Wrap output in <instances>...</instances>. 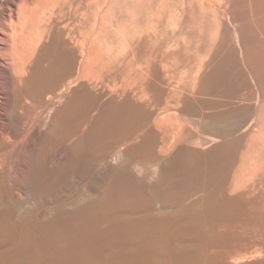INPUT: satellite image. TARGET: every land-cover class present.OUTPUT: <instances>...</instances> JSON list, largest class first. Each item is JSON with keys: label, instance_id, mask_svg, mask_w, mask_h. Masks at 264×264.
I'll use <instances>...</instances> for the list:
<instances>
[{"label": "rangeland", "instance_id": "374dc122", "mask_svg": "<svg viewBox=\"0 0 264 264\" xmlns=\"http://www.w3.org/2000/svg\"><path fill=\"white\" fill-rule=\"evenodd\" d=\"M117 26L118 25L116 23H114V24L111 23V27L109 26L110 32H111V34L114 33L113 37H115L116 41H114L115 39L113 37L112 38L109 37L108 34H107V37L104 39L105 44H108V43L113 44L112 46H114L113 47L114 52L112 51V53L113 54L115 53V55H113L112 57L110 56L112 54L111 51L109 52L110 55L108 53L102 54L103 56L108 57L106 59H107V61L108 60L109 61L106 63L110 62L109 64L111 65V67H110V65L107 64L108 66H106V70L104 69L106 63L101 61V60L106 61V59H105V57L103 58V56L101 58V54L99 55V58H101V59H100V62L98 64H97V62L99 61V58L97 56H96L97 59L95 56H94L95 58L93 57V59H92V56L90 57L89 55L88 56L84 55V54L82 55L79 53V51L77 53H73V55H69V56L63 55L62 53L58 52V54H59L58 56L60 57L59 60L58 59L56 60V58H59L58 56L52 57L51 62H52L53 66L52 65L51 66L53 68L54 67L55 68L49 70V75L51 76V78H52V76L55 77V75L57 74V71L59 72V74L63 71L64 72L67 71L68 73H70L69 72V69H70V71H72V73H70L69 76H67L68 74L66 72V76L63 79V80H65L67 85L64 84L65 82L63 80L59 81L56 84L57 87L55 86V88H57V89H55V90H57L56 91L57 94L55 97L58 100L57 101L55 99L53 100L54 105L49 106L51 108H49L48 104H47V102H49V100L51 99V98H47L50 95L49 94L50 89L48 87L49 83L51 85L50 79L43 80L42 84L45 85L44 89L46 90L45 95L46 94H48V95H46V99H43V101L39 104V106L41 108L39 106H37V110L35 108H33V113H32V110H30L29 113L25 112L26 113L25 114V113H20V111L12 109L10 106L12 96L9 95V96L5 97L3 94L0 93V134L2 137V138L0 137V148H3L4 150L8 151V162L6 163V165L3 168L0 165V182H4V184H5V190H4L3 194L0 193V230H2L0 232V234H1L0 235V260L1 259H5V260H2L3 262H0V264H4L7 261H8L7 264H10L11 260H12V262L13 261L15 262L12 264H62V263L63 264H109L110 261H111V264H154V263L155 264H170V262H171V264H173V263H175V264H209V263H211V264H226V263L227 264H264V251H259V252L255 251L257 249V248L255 249V247H261V245L259 246V244L257 245V243L261 242L260 244H264V242H263L264 239H260V238L264 237V188L262 187V186H264V180H263V178H261L262 175L264 174V171H261V173H259V174H262L261 176L258 175L260 164H261L260 165L261 169L264 170V167H262V165L264 163L261 162L264 160V157H261V155L264 156V154H263L264 153V151H263L264 147H261V148L260 147H238V148L237 147H218V145L221 143V141H217V142L213 143L215 146L212 144L210 146L198 147V146L194 145L192 142H189V143L183 142V143H178V145H176L174 148L171 147L172 150L170 148V150H168V151L167 150L162 151L158 147L159 151L155 150V149L154 150L156 152L154 150L150 151L152 153V155L155 153L152 156V158L153 157L155 158V155L158 153V156L156 155L157 157L154 160L151 158V155H150L151 153L146 151V149L144 147L143 148L142 147H136V145L141 146L143 144L144 138L147 135L151 134L152 131H154V130L159 131V128L156 127L153 118H152L153 120L149 119V121L147 123V121L142 120V118H140L141 119L140 120L139 116L142 114L141 113L142 110H143L142 112L144 113V111H145L144 106L147 108V110H149V109L152 110V107L155 104H157V102H158V104L153 107V110L156 111L157 110L156 108L159 107L162 103V97L160 98V96H162V88H161L162 83H159V79L156 78V76H158L160 78L161 75L159 74V72L161 71V69L160 70H158V69L154 70V67L153 68H151V66L149 67V65L146 62V55H141V60H140L139 57H138V59L135 58L134 56L131 57L133 55L132 53L125 52L127 50H125V47H122V46H124V44L126 42V40H125L126 36L122 30L119 33V28ZM115 27H117L116 28L117 31L115 30ZM114 30H115V32H113ZM115 33H116V35L117 34L118 35L120 34V35L115 36ZM121 34H123V36ZM76 35L79 36L78 32H76ZM121 36L124 38H122ZM119 39L120 40L123 39V41H119ZM120 43L123 45H121ZM73 46L75 47V50L78 49V46H76V44ZM115 46H117V47H115ZM116 48H118V49L115 50ZM116 53L119 54L120 57H121V53H124V55L127 53L128 54L127 57L130 56L131 59L132 58L136 59L133 61L134 63L132 62L133 63L132 65H134V66L133 67L130 66L132 69L130 67L129 68H130V70L134 71L133 68L135 67V63L137 62L136 64L139 66V67L137 66L138 71L135 70L134 72H132V71H129L127 69L128 70V73H127V70L125 71L126 68H124V67L125 66L127 67L128 65L127 64L122 65L123 60H124V63H126L127 61H129L131 59L128 58V60H127V57H126L125 58L127 60L126 61L124 59L123 54H122L123 58L122 57H121L122 59L120 58L122 61V64L121 63L119 64V62H121V61H119L120 59H117L118 55L116 57ZM129 53H130V55H129ZM107 54H108V56H107ZM71 56L73 59L71 58ZM66 57H68V60L66 62H64L67 59ZM69 57H70V60L74 61V62L71 63L69 60ZM77 57L79 59V62H76ZM86 57H90L88 60L89 63L87 60H86V62H84L85 59H87ZM114 57H116L117 61H115L116 59ZM53 59H54V61H53ZM94 59H96L97 62H95L96 60L94 61ZM92 61H93V63H91ZM138 61L141 63L138 64ZM55 62H57V65ZM67 62H69L70 65L67 68L63 67ZM82 62L86 66H81ZM112 62L113 63L117 62V63L114 65ZM103 63H105V64L103 65ZM62 64H63V66H59ZM89 64L91 66L93 64V68L90 67ZM100 64H101V66H99ZM112 65H113V67H112ZM116 65H118V66H116ZM120 65H122L123 67ZM142 65H144V66H142ZM71 66L73 69H76V70H72V68H69ZM101 67H103V68H101ZM107 67H108V69H107ZM121 67L123 70L120 69ZM109 68L110 69L113 68V69L110 71ZM144 68H145V70L147 69V71H148L147 72L144 70L145 72H147V74L145 73V75L146 76L149 75L151 78L149 76H148L149 79H147L148 77H146V76L144 77V74H143L144 71L142 73V70ZM55 69L57 71H55ZM85 69L90 70V71H86V73H85ZM96 69H98V70H96ZM118 69H119V71H118ZM104 70H105V72L103 73ZM140 70H141V75H139ZM149 70H151V71H149ZM79 71H80V73H79ZM98 71L102 72L103 74L102 73L99 74ZM97 72L100 76L97 74ZM110 72H112V73H110ZM129 72H131V75ZM105 73H106L107 77L105 76ZM125 73H126V75H128V74L129 75L126 76ZM132 73H133V75H132ZM134 73L136 75H134ZM95 74H97L98 78H97V76L95 77ZM44 75L45 76L48 75L47 70L45 71ZM101 75H103V76H101ZM162 75H163V73H162ZM124 76H125V78H127V77L128 78L125 79ZM133 76L135 78H133ZM99 77H101V79H99ZM105 77H106V79H105ZM129 78H131L132 80ZM66 80L68 81V83ZM156 80H158V82H155ZM162 80H163V78L161 76L160 82H162ZM48 81H50V82H48ZM122 81H124V82H122ZM46 82L48 84H46ZM60 83L64 84V86L66 85L67 87L65 86L66 88L64 89V86H63V88L61 90L62 85ZM46 85H47V88H46ZM144 86H147L149 89H152V90H149L147 87H144ZM69 87H71V88H69ZM81 87L82 88L84 87L83 89H86V91L89 95V96L87 95V98L84 99L85 101L84 100H81V101L76 100L77 94L81 95V93H79V91L82 89ZM137 87H139V89ZM5 88H4V90L9 91L7 89V87H5ZM58 88H60L59 90L61 92H64V93L63 94L60 93L58 91ZM78 88H79V90H78ZM69 89H70V91H69ZM156 89H157V91H156ZM75 92H77V93L75 94ZM156 92H158L156 94V96L154 95L155 97H152L151 95H153ZM6 93H8V92H6ZM60 94H61V96H60ZM73 94H74V96H72ZM159 94H160V96H159ZM64 95L65 96L67 95V96L65 97ZM148 95H150L149 98H147ZM100 96H102V97H100ZM108 96H109V98H107ZM157 96H159L158 100L156 98ZM95 97H96V99H95ZM116 98H117V100H116ZM105 100H106V102H105ZM152 100H153V102H152ZM28 101H29V99H27V102ZM118 101H119V103H118ZM126 101L127 102H129V101L133 102L131 108H134L137 113H134L132 111V109H130V112H127L128 111L127 109H125L126 111L125 110L119 111V109L121 110L122 108L125 107V105L126 106L131 105L130 103L126 104L127 103ZM150 101H151V103H150ZM68 102L72 103V105H74L73 108L71 107L72 106L71 104H68ZM78 102H81V103H78ZM82 102H84V104ZM124 102H125V104H124ZM62 103H64V104H62ZM120 103L124 106H122ZM42 104H43V106H42ZM66 105L68 108L67 111H69V112H67L68 114H67L66 120H64L65 117H64V119L62 118L63 115H59L62 118L61 119L59 117L61 121H59V119L57 117L55 119L54 116L58 115L59 112L62 114L63 113L62 110L66 107ZM76 105L81 106V107L77 106L78 109L77 108L75 109ZM138 105L140 106V111L138 110L139 109V107H137ZM141 105H143V106H141ZM82 106L87 111V113L85 112V110L81 109ZM108 106H109V108H108ZM111 107L112 108L115 107L114 109H115V112L117 114H115L114 109H112ZM79 108H80V110H79ZM103 108H105V109H103ZM107 109L109 111L108 114L113 112V113H111L113 115H111V114H110L111 116L107 115V112H108V111L106 112ZM109 109L113 110V111L110 112ZM75 110L77 112H80V114L77 115V112L75 113ZM207 111H209V109ZM83 112H85L86 115ZM103 112H105L104 115H103ZM119 112L121 114H123L122 112H124L123 115H125L126 112L128 114L132 113L133 115H130V118L132 117L131 119H133V120H131L129 118V116L127 115V121H130V123L133 121V124L132 123L129 124V122L126 121V116H125V119H123L124 118L123 115L122 116L120 115L118 118L117 116L120 114ZM157 112H159V111H157ZM81 113H83V114H81ZM70 114H72V115L70 116ZM74 114H76V116L78 118L77 120H76V118H75L76 116ZM80 115L82 118L80 117ZM28 116H29V119L27 118ZM32 116H33V118H32ZM45 116L47 117V119L48 118L50 119V129L47 128L46 133L42 136V138L47 142V146H46V142L44 143L45 144L44 150L45 149L46 150H45V152L43 151L44 152L43 157L45 156L44 158H46L47 162H46L45 170L43 171V173L38 178L39 180L37 181L38 182V184H37V182L31 183V181H29V179L26 178V176L24 175L23 167L26 164H28V162L30 164V157L28 154V147H30V143L26 142L27 141L26 138H25V140L23 139L22 141H20L18 143L16 142L17 144L13 140H14V136L19 135L20 133L24 134V132H25L24 130L26 128L29 129V127L32 123H34L35 121L36 122L41 121ZM68 116H70V117L68 118ZM113 116H115V118ZM133 116L135 119L133 118ZM83 117L84 118L86 117V118L84 119ZM105 117H107L106 118L107 122L108 121H109V123L112 122V125H110L106 122ZM121 117L124 121L121 119ZM30 118L33 121L31 123H30V121H31ZM98 118L101 121H99ZM108 118H109V120H108ZM113 118L115 119V121L113 120ZM27 119L29 120V122ZM53 119L55 121H53ZM80 119H82V120H80ZM96 119H97V121H96ZM103 119H105L106 123L103 121ZM75 120L77 123L75 122ZM56 121L59 123L51 124V123L56 122ZM71 121H73V123ZM120 121H122V122H120ZM64 122H67V125H66L67 127H65V128L61 127V124ZM100 122L101 123L103 122L102 125L103 124L105 125L106 131H109V132L113 131L112 133L108 132L110 134V136L112 134L115 135V133L117 135L119 133V131L122 132L121 136H120L121 138L119 139L120 141H116L117 143L114 142V144H116L118 146L120 145L119 147L116 145H114L116 148L114 146L112 147L113 143L108 144L109 141H104L107 143L106 144L101 140V138H103L102 133L105 132V134H106V131H104V128L99 127V126H101V125H99V124H101ZM113 122L117 123V125L114 124ZM119 122L123 123L121 125V128H122V126L128 127L126 129H125V127H123V128L126 131L129 130V131H127L129 133H127V132L124 133L123 128H122V131H121V128H118V127H120ZM125 122H127V125L129 124V126H126ZM134 122L136 124H134ZM142 122H143V125H142ZM24 123L29 124V126L24 124ZM96 124H98V125H96ZM113 124L116 126V127L114 126V128L115 129L117 128V130L112 129ZM24 125H26L27 127ZM68 125H71V126L69 127ZM106 125H108L109 127L111 126V128H109ZM133 125H135V126H133ZM54 126H55V128H54ZM96 126H98L99 128ZM90 128H93V129H90ZM97 128L99 129V132L101 134L100 133L98 134ZM28 129H26V130L28 131ZM51 129H52V131H51ZM130 129H131V132H130ZM197 129L199 130V128H196L195 132L199 133L200 130L197 131ZM49 130H50V132L48 133ZM65 130L68 131L67 143H63V140L66 138L65 137L66 135L60 136V133H63ZM133 130H135L136 132ZM22 131H24V132H22ZM56 132H58V133H56ZM55 133H56V136H54ZM87 133H88V135H87ZM94 133H97L99 135V137L97 134H94ZM108 133L105 136L106 138H108ZM48 134H49V136H48ZM57 134H59L58 135L59 137L57 136ZM45 135H47V136H45ZM95 135H97V137H95ZM128 135H130V136H128ZM62 137H65V138H62ZM5 138H7V140ZM9 138H11L13 142H11V140H8ZM96 138H100V139H96ZM122 138H125V140L127 142L125 143V140L124 139L122 140ZM96 140H97V142H98V140L99 141L101 140V144H100V142L99 143L95 142ZM104 140H105V138H104ZM6 141L7 142L10 141V142L7 143ZM81 141H82V143H81ZM139 141H140V143H139ZM73 142L76 144H74ZM95 143L99 144V146L102 144L103 145L106 144L108 148H111V150L110 149L107 150L106 145L104 148H102L103 145L99 147ZM9 144H13V145L10 146ZM192 144L194 147L192 146ZM93 145H96V146L94 147ZM109 145H111V147H109ZM141 148L145 149L146 152L143 150L144 154L140 153L142 151ZM100 149L102 152L100 151ZM117 149L118 150L121 149L122 151L127 150V149L128 150L132 149V153L133 154L135 153L136 156H138V154H140L138 156V159L136 157V159H137L136 165L134 167L133 166L128 167L126 165V163H122V162L118 163V161L116 162L113 159H111L112 155H114V153L117 152ZM231 149H233V150H231ZM47 150H49V151H47ZM64 151H66L67 156H65L66 154ZM259 151H261V152L259 153ZM160 152H161V154H159ZM244 152L246 153L247 156L244 154ZM98 153H100V155ZM179 153L181 156L179 155ZM235 154H236V156H235ZM62 155L67 157L68 159L62 157ZM86 155H89V156L86 157ZM92 155H93V157H90ZM160 155H161L162 159H160V157H159ZM24 156H26V157H24ZM255 158L256 159L259 158L258 160H261V159H263V160H261V161L257 160L256 161ZM159 159H160V161L162 160L161 161L162 163L159 161ZM163 160H164V162H163ZM249 160H251V161H249ZM205 161H207V162H205ZM158 162H159V164L161 163L160 166L162 168L167 165L168 173L166 175H162L161 171H158L159 170L158 169ZM259 162H260V164H257ZM116 163H118V164L116 165ZM23 164H25V165H23ZM249 164H251L252 168H250ZM218 165H219V167H218ZM235 165H237L238 167L237 166L235 167ZM253 166H255V167L257 166L258 169L254 168ZM116 168H117V170H116ZM199 168H200V171H199ZM236 168H238V169H236ZM216 169H218V170H216ZM250 170L255 172V174H253L254 172H251L252 173L251 176L254 175L251 178L249 177L250 176V173H249ZM230 171H231V173H230ZM169 173L171 175H169ZM243 174H244V176H243ZM107 175H109V178ZM230 175H231V177H230ZM206 176H207V178H206ZM229 177H230V180L228 181ZM205 178H206V181H204ZM239 178H242V179H239ZM210 180H212V182H210ZM251 180H253V181H251ZM199 181L201 184L199 183ZM207 181L210 182V184L207 185L206 184V183H208ZM239 181H240V183H239ZM39 182H40V184H39ZM130 182H131V184H130ZM202 182H203V184H202ZM258 183H260V184L258 185ZM177 184H178V187H177ZM231 184H232V187H230ZM237 184H238V186H237ZM211 186H214V187L216 186V187L215 188L213 187L214 188L213 189ZM217 186H218V189H217ZM234 186H237V187H235V190H234ZM239 187H240V189H239ZM258 187L259 188L261 187L260 188L261 190ZM187 188H190V189H187ZM202 188H203V190H202ZM252 188H254V189H252ZM120 189H121V191H120ZM200 189L202 190V192ZM215 189H216V192L214 191ZM250 189H251V191H250ZM83 190H85V191H83ZM220 190H222V191L220 192ZM211 191H214V192L211 193ZM207 192H209V193H207ZM121 193L122 194L124 193V195L120 196ZM188 193L190 196L188 195ZM102 194L104 195L103 197H102ZM171 194H173V195H171ZM198 194H199V196H198ZM192 196H195V197H192ZM209 196L212 198H210ZM117 197H119L118 198L119 200L117 199ZM138 197H139V199H138ZM204 198H206V199H204ZM227 199L229 201H227ZM201 200H202V202H201ZM210 200H212V202ZM220 200H222V201H220ZM196 201H198V202H196ZM207 202H209V203H207ZM214 202H215V204H214ZM197 203L198 204L201 203L203 205L199 204L198 206H195V205H197ZM91 204H93V205H91ZM134 204L135 205L138 204V205L135 206ZM207 204H208V207L206 206ZM220 204H221V206H220ZM100 205H101V207H100ZM123 206H126V207H123ZM131 206H133V207H131ZM193 206H195V208L197 210H195V208ZM201 206H203L204 209L201 208ZM226 206H228L230 208H227ZM135 207H137V208H135ZM178 207L179 208L181 207V208L179 209ZM206 207H207V209H206ZM216 207H217V210L214 209ZM199 208H200V210L198 211ZM127 209H129L130 211ZM228 209H229V211H228ZM107 210H110V211H107ZM195 211H196V213H195ZM201 211H203V213ZM211 211H214V212H211ZM207 212L209 213V215ZM215 212H217V213H215ZM187 213L188 214L190 213L191 217L193 216L192 217L193 220L191 219V221H188L191 217L188 216ZM9 215H10V217H9ZM186 215L188 216L187 220H185L186 218L183 219L184 217H186ZM211 215H213L212 218L209 217ZM196 216H198V217H196ZM147 217H149V219L154 218V219L159 220V221L152 220L153 224H151L152 222L149 223L151 220L150 221L145 220ZM164 218L167 219V221L169 223L168 222L161 223V221L164 220ZM196 218H198V219H196ZM171 219L173 221H171ZM219 219H221V220H219ZM205 220H209V221L207 222ZM143 221H145V222H143ZM146 221H148V223ZM184 221H185V223H184ZM210 221H211V223H210L211 225L209 224ZM206 222L208 223V225ZM114 224H116V225H114ZM129 225H131V226H129ZM125 226H127V227H125ZM158 227L159 228L161 227V228L158 229ZM21 228H23V229H21ZM125 229H127V230H125ZM132 229H135L136 231L135 230L133 231ZM128 230H130V231H128ZM142 231H143V233H142ZM171 231H173V232H171ZM71 232H72V236H71ZM82 232H83V234H82ZM114 232H117V233H114ZM161 232H163V233L161 234ZM165 232L166 233L168 232L167 233L168 235ZM200 232L202 233L201 235H200ZM124 233H126V234H124ZM261 234H262V236H261ZM252 235H253V237H252ZM151 237H154L157 240L153 239V238L151 240ZM109 238H110V240H109ZM220 238H222V239H220ZM195 239H197L198 241ZM216 240L217 241L219 240V241L217 242ZM115 241L117 244H115ZM129 241L130 242L132 241V242L130 243ZM257 241H259V242H257ZM125 242L126 243L129 242V244H126ZM219 242H220V244H219ZM55 245H57V246H55ZM116 245H118V247ZM110 246H111V249H109ZM263 246L264 245H262V247ZM27 249H29L30 252ZM124 249H125V251H124ZM24 250H25V252H24ZM126 250H128V252ZM146 250H149V251H146ZM222 250L224 251V253ZM253 251L255 253H252ZM260 252L262 253V255ZM216 253H217V255H216ZM219 253H220V255H219ZM18 254H19V257H17ZM38 254H40V255H38ZM228 254H229V256H227ZM15 255H17V256L15 257ZM11 256H13L14 258ZM83 256H85V257H83ZM90 256H92V257H90ZM9 257H10V259H9ZM220 257H221V259H220ZM49 258L53 259V260L51 261ZM168 258H170V259H168ZM64 259H66V260H64ZM103 260H105V261H103ZM66 261L67 262L69 261V262L67 263ZM76 261H77V263H76ZM212 261L214 263H212Z\"/></svg>", "mask_w": 264, "mask_h": 264}, {"label": "bare ground", "instance_id": "6f19581e", "mask_svg": "<svg viewBox=\"0 0 264 264\" xmlns=\"http://www.w3.org/2000/svg\"><path fill=\"white\" fill-rule=\"evenodd\" d=\"M111 23H113V24L116 23L118 25L117 27L119 28V33L122 30L126 36L125 37L126 42H125L124 46H122V47H125V50H127L125 52L132 53L133 55L131 57L134 56L137 59L139 57L140 60H141V55H146V62L149 65V67L150 66H151V68L154 67V70L155 69H158V70L161 69V71H162V72L161 71L159 72V74L163 78L162 82H160L161 76H160V78L158 76H156V78L159 79V83H162V85H161L162 96H160V94H159L160 98L162 97L161 105L156 108L157 109L156 111L153 110V107L155 105H157L158 102L154 106L152 105L153 107L151 106L152 110H150V109L147 110V108L144 106V108H145L144 113L142 112L143 111L142 110L141 111L142 114L140 116L138 115L139 119L142 118V120H146L147 123H148L149 119L153 118L156 127L159 128V131H156V130L152 131L151 134L147 135L144 138L143 144L141 146L136 145V147H142V148L144 147L146 149V151H148V152H150L154 149L159 151L158 147L162 151L163 150L168 151V150H170L171 147L174 148L176 145H178V143L192 142L194 145H196L198 147H204V146H210L217 141H221L220 144L218 143L219 144L218 147H237V148L238 147H260V148L264 147V0H0V93L3 94L5 97L9 96V95L12 96L11 105H10L11 108L14 110L20 111V113H25V112L29 113L30 110H32V113H33V108H35L37 110V106H39V104L43 101V99H46V95H48V94L45 95V91H46L44 89L45 85L42 84L43 80H46V79L51 80V85L49 83V86H48L50 89L49 90L50 95H49V97H47V98H51V99L49 100V102H47V104H48V107L53 106L54 105L53 100L54 99L56 101L58 100L55 97L57 94V92H56L57 90H55L57 88H55V86L59 81H62L64 79L67 71H65V72L63 71L59 74V72L56 70L57 69L56 68L55 71H57V74L55 75V77L52 76V78H51V76L49 75V70L55 68V67L54 68L52 67L53 66L52 62H51L52 57L53 56L57 57L59 55L58 52L62 53L63 55L69 56V55H73V53H77L79 51L80 54H82V55L84 54L87 56L89 55L90 57L92 56V59H93L94 56L95 57L97 56L99 58L100 54H101V58H102V56H103L102 54H106V53L109 54L110 51L112 53L113 47H114V46H112L113 44L112 43L111 44H109V43L105 44V42H104L105 41L104 39L107 37V34L111 38L114 35V33L111 34V32H110ZM117 27H115V30ZM115 30L113 32H115ZM76 32H78L79 36L76 35ZM116 33H115V36L118 35V34L116 35ZM121 35L123 36V34H121ZM113 38L115 39V37H113ZM122 38H124V37H122ZM114 41H116V39ZM119 41H123V39H121V40L119 39ZM75 44H76V46H78L77 50H75V47L73 46ZM121 45H123V44H121ZM115 47H117V46H115ZM117 49L118 48H116L115 50H117ZM124 53H121V57L123 54L124 59H125L128 54L126 53L125 54L126 56H125ZM130 53H129V55H130ZM108 54H107V56H108ZM113 55H115V53L114 54L112 53L110 56L112 57ZM117 55L119 58L117 57ZM90 57H86L87 59H85L84 62H86V60L88 61ZM97 57H96V59H97ZM104 57H105V59L108 58L106 56H103V58ZM116 57H117V59L121 58L119 56V54H117V53H116ZM116 57H114V58L116 59ZM131 57L128 56L127 60H128V58L131 59ZM66 58L67 59L64 62H66L68 60V57H66ZM71 58H72V56H71ZM101 58H99L98 62L96 59H94V61L96 60L95 62H97V64H98L100 62ZM54 59H53V61H54ZM57 59L59 60L60 57L56 58V60ZM117 59L115 61H117ZM121 59L119 61H121ZM132 59L129 61H127L125 59L127 61L126 63H124V60H123V64H122V61L121 62L118 61V62H119V64L121 63L122 65H124V64L128 65L127 67L126 66L124 67V68H126L125 71L127 69L129 71H132V70H130V68H131L130 66L133 67L134 66V65H132L134 63L133 61L136 60V59H133V60ZM69 60H70V57H69ZM101 61L106 63L109 60L107 61V59H106V61H103V60H101ZM70 62L72 63L74 61L70 60ZM76 62H79L78 57H77ZM55 63L57 65V62H55ZM88 63H89V61H88ZM91 63H93V61ZM105 63H103V65ZM109 63H106L105 68H104L105 70H106V66L110 65ZM116 63H113V64L115 65ZM136 63H135V67L133 68L134 71L135 70L138 71L137 68L139 66ZM140 63L141 62L138 61V64H140ZM69 65H70V63L67 62L64 66H63V64L59 65V66H63V67L67 68ZM122 65H120V66H122ZM81 66H86V65H84L82 62ZM99 66H101V64ZM116 66H118V65H116ZM142 66H144V65H142ZM90 67L93 68V64H92V66L90 65ZM110 67H111V65H110ZM112 67H113V65H112ZM122 67L120 68L121 70H123ZM69 68H72V66ZM101 68H103V67H101ZM107 69H108V67H107ZM112 69H110V71ZM46 70H47V74H48L47 76L44 75ZM72 70H76V69L72 68ZM96 70H98V69H96ZM105 70L103 71V73L105 72ZM128 70H127V73H128ZM144 70H145V68L142 70V73ZM80 71H79V73H80ZM86 71H90V70L85 69V73H86ZM118 71H119V69H118ZM134 71H132V72H134ZM145 71H147V69ZM145 71L143 73L144 77L146 76L145 73L147 74V72H148V71L147 72H145ZM149 71H151V70H149ZM69 72L72 73V71H70V69H69ZM98 72H97V74H98ZM70 73L67 72V74H68L67 76H69ZM101 73L102 72H99V74H101ZM110 73H112V72H110ZM129 73L131 75V72H129ZM135 73H134V75H136ZM162 73H163V75H162ZM97 74H95V77L97 76ZM125 75H126V73H125ZM128 75H126V76H128ZM132 75H133V73H132ZM139 75H141V70H140ZM101 76H103V75H101ZM105 76H106V73H105ZM148 76H146V77H148ZM106 77H105V79H106ZM149 77L147 79H149ZM97 78H98V76H97ZM124 78H125V76H124ZM127 78H125V79H127ZM133 78H135V77L133 76ZM99 79H101V77H99ZM129 79H131V78H129ZM63 81L65 82V80H63ZM48 82H50V81H48ZM122 82H124V81H122ZM155 82H158V80H156ZM67 83H68V81H67ZM46 84H48V83L46 82ZM64 84H66V82ZM64 84H61L62 85L61 90H62ZM65 86H64V89L67 87V86L66 87ZM5 87H7V89L9 91L4 90ZM139 87H137V88L139 89ZM144 87H147V86H144ZM46 88H47V85H46ZM69 88H71V87H69ZM59 89L60 88H58V91L63 94L64 92H61ZM82 89L79 91V93H81V95L77 94L76 100H78V101H81V100H84L85 98H87L88 93H87L86 89H83V90ZM78 90H79V88H78ZM149 90H152V89H149ZM69 91H70V89H69ZM156 91H157V89H156ZM6 92H8V93H6ZM76 93L77 92H75V94ZM157 93L158 92L154 93L151 96L155 97ZM60 96H61V94H60ZM72 96H74V94ZM149 96L150 95H148L147 98H149ZM159 96L156 97L157 100H158ZM96 97H95V99H96ZM100 97H102V96H100ZM107 98H109V96ZM27 99H29L28 102H27ZM106 100H105V102H106ZM116 100H117V98H116ZM152 102H153V100H152ZM78 103H81V102H78ZM82 103L84 104V102H82ZM118 103H119V101H118ZM128 103H130L131 105H127V106L125 105V107L122 108L121 110L119 109V111H122V110L124 111L125 109H127L128 110L127 112H130V109H132V111L134 113H137L134 108H131L133 102L129 101L126 104H128ZM150 103H151V101H150ZM62 104H64V103H62ZM68 104L72 105V103H69V102H68ZM124 104H125V102H124ZM42 106H43V104H42ZM73 106L74 105H72L71 107L73 108ZM77 106L78 105H76L75 109L77 108ZM122 106H124V105H122ZM141 106H143V105H141ZM78 107H81V106H78ZM137 107H139V109ZM137 107L136 108L140 111V106L138 105ZM49 108H51V107H49ZM108 108H109V106H108ZM114 108L115 107H113L112 109H114ZM67 109L68 108L66 105V107L63 110L61 109L63 112L62 114L58 111L59 114L57 113L58 115L54 116L55 119L57 117L59 119V121H61L60 120L61 116H59V115H63L62 118L64 119V117H65L64 120H66L67 114H68L67 112H69V111H67ZM81 109L85 110L83 108V106ZM103 109H105V108H103ZM208 109H209V111H207ZM79 110H80V108H79ZM107 111H108V109L106 110V112ZM111 111H113V110H110V112ZM157 111H159V112H157ZM76 112L77 111L75 110V113ZM85 112L87 113L86 110H85ZM85 112H83V113L85 114ZM114 112H115V109H114ZM127 112L125 115H123L124 112H122L123 114H121L119 112L120 114L117 117L119 118L120 115L121 116L123 115L124 116L123 119H125V116H126V121H127V115L130 118V115L134 114L133 112H132L133 114L132 113L128 114ZM83 113H81V114H83ZM108 113H109V111L107 112V115H110L113 112H111L110 114H108ZM78 114H80V112H77V115ZM104 114H105V112H103V115ZM115 114H117V113L115 112ZM71 115L72 114H70V116ZM74 115L76 116V114H74ZM111 115H113V114H111ZM70 116H68V118ZM45 117L39 122L35 121L34 123H32L30 125L29 129L26 128V129H28V131L24 128L25 132L22 131V132H24V134L20 133L21 135L20 134L19 135L15 134L16 136L13 135L14 136L13 141L15 143L16 142L18 143V142L22 141L23 139L25 140V138L27 139L26 142L30 143V147H28L30 164H29V162L26 165L23 164V165H25L23 167V169H24V175L26 176V178L29 179V181H31V183H35L39 180L38 179L39 176L43 173V171L45 170V167H46L47 161H46V158H44L45 156L43 157V154L46 150V149L44 150V148H45L44 143L46 141L42 138V136L46 133L47 128L50 129V119L49 118L47 119V117L46 118ZM80 117H81V115H80ZM113 117L115 118V116H113ZM27 118L29 119V116ZM32 118H33V116H32ZM75 118H76V120L78 119L77 116ZM106 118L107 117H105V119ZM114 118H113V120L115 121ZM133 118H134V116H133ZM105 119H103L104 122H105ZM121 119H122V117H121ZM76 120H75V122H76ZM80 120H82V119H80ZM108 120H109V118H108ZM131 120H133V119H131ZM53 121H55V120L53 119ZM96 121H97V119H96ZM99 121H101V120L99 119ZM28 122H29V120H28ZM31 122H33L32 119H31L30 123ZM67 122L62 123L61 127H64V128L67 127L66 126ZM71 122L73 123V121H71ZM106 122H107V119H106ZM120 122H122V121H120ZM127 122H129V124H131V123L133 124V121L131 123H130V121H127ZM127 122H125L126 126H129V124L127 125ZM55 123H59V122L56 121V122H53L51 124H55ZM102 123L99 124V125H101L99 127L104 128V131H106V129H105L106 127L104 124L102 125ZM107 123L112 125V122L109 123V121H108ZM113 123L117 125V123H115V122H113ZM24 124L29 126V124H27V123H24ZM114 124L112 126L113 127L112 129H115ZM122 124L123 123H120L119 124L120 127H118V128H121ZM134 124H136V123L134 122ZM26 125H24V126H26ZM96 125H98V124H96ZM142 125H143V122H142ZM68 126L70 127L71 125H68ZM106 126H108V125H106ZM133 126H135V125H133ZM96 127H98V126H96ZM123 127H125V126H122V128ZM54 128H55V126H54ZM109 128H111V126ZM122 128H121V131H122ZM126 128H128V127H125V129ZM196 128H199L200 131L197 129V131H199V133L195 132ZM90 129H93V128H90ZM125 129H124V133L129 131V130L126 131ZM115 130H117V128ZM51 131H52V129H51ZM133 131H135V130H133ZM49 132H50V130L48 131V133ZM108 132L109 131H106V134H105V132H103L104 134L102 133L103 138H101V140L103 142L109 141L108 144L113 143V145L111 144L113 147L114 145H116V144H114V142L120 141L119 139L121 138L120 136H121L122 132L119 131L120 134L117 132L118 133L117 135L115 133V135L112 134L111 136L109 133H112L113 131L109 132V133ZM130 132H131V129H130ZM56 133H58V132H56ZM56 133L54 136H56ZM99 133L100 132L98 129V134ZM107 133H108V138L105 137L107 135ZM127 133H129V132H127ZM94 134H97V133H94ZM58 135L59 134H57V136ZM61 135L62 136L66 135L65 136L66 138L62 137V138H65L64 140L62 138L61 139L63 140V143H67L68 131L65 130L63 133H60V136ZM87 135H88V133H87ZM97 135H95V137H97ZM45 136H47V135H45ZM48 136H49V134H48ZM128 136H130V135H128ZM0 137H1V134H0ZM98 137H99V135H98ZM11 138H9L8 140H11V142H13ZM104 138H105V140H104ZM5 139L7 140V138H5ZM96 139H100V138H96ZM123 139L125 140V138H122V140ZM101 140L100 141L98 140V142L96 140L95 142H97V143L100 142V144H101ZM9 142L10 141H8L7 143H9ZM126 142L127 141L125 140V143ZM81 143H82V141H81ZM104 143H106V142H104ZM139 143H140V141H139ZM13 144H9V145L12 146ZM74 144H76V143H74ZM193 144H192V146H193ZM96 145L99 146V144H96ZM96 145H93V146L95 147ZM102 145H100V146H102ZM105 145H103L102 148H104ZM111 145H109V147H111ZM46 146H47V142H46ZM116 146H118V145H116ZM106 148H107V150H109V149L111 150V148H108L107 145H106ZM142 148H141V150L145 151V149H142ZM171 150H172V148H171ZM231 150H233V149H231ZM47 151H49V150H47ZM100 151H101V149H100ZM142 151L141 152L139 151V152L144 154V151L143 152ZM263 151H264V149H263ZM64 152L66 154V151H64ZM260 152L261 151H259V153ZM98 154L100 155V153H98ZM159 154H161V152ZM244 154L246 155L245 152H244ZM139 155L140 154H138V156ZM150 155L152 158V156H153L152 153ZM156 155L158 156V153ZM156 155H155V158L154 157L152 158L153 160L156 159V157H157ZM179 155H180V153H179ZM65 156H67V154ZM65 156L62 155V157L67 158ZM88 156L89 155H86V157H88ZM138 156H136L135 153L134 154L132 153V149L131 150L127 149V150H123V151L121 149L120 150L117 149V152H115L114 155H112L111 159H113L116 162L118 161V163L119 162L126 163V165L128 167H132V166L134 167L136 165V160L138 159ZM235 156H236V154H235ZM24 157H26V156H24ZM90 157H93V155ZM136 157H137V159H136ZM159 157H160V159H162L161 155ZM261 157H264V156L261 155ZM160 159H159V161H160ZM258 159L259 158H257L256 161ZM261 160H263V159H261ZM261 160H258V161H261ZM249 161H251V160H249ZM7 162H8V151L4 150L3 148H0V165H1V167L3 168ZM163 162H164V160H163ZM205 162H207V161H205ZM261 162L264 163V160ZM118 163H116V165ZM160 164L158 162V169H159L158 171H161L162 175H166L168 173L167 165L162 168L160 166ZM257 164H260V162ZM249 165H250V168H252L251 164H249ZM260 165H259V171L257 170L258 169L257 166L256 167L253 166V167L257 168L256 170L258 171V175L261 176L262 174H259V173H261V171H264V170L261 169ZM236 166L237 165H235V167ZM218 167H219V165H218ZM262 167H264V164L262 165ZM236 169H238V168H236ZM116 170H117V168H116ZM216 170H218V169H216ZM199 171H200V168H199ZM251 172H254V171L250 170V172H249L250 178L252 176H254V175L251 176V174H252ZM230 173H231V171H230ZM253 174H255V172ZM169 175H171V174L169 173ZM107 176L109 178V175H107ZM243 176H244V174H243ZM230 177H231V175H230ZM230 177H229L228 181L230 180ZM206 178H207V176H206ZM206 178H205V180L204 179L203 180L206 181ZM261 178H263V180H264V174L262 175ZM239 179H242V178H239ZM251 181H253V180H251ZM40 182H39V184H40ZM210 182H212V180H210ZM210 182H208V183L205 182V183L208 185V184H210ZM199 183H200V181H199ZM239 183H240V181H239ZM37 184H38V182H37ZM130 184H131V182H130ZM202 184H203V182H202ZM238 184H237V186H238ZM259 184L260 183H258V185ZM237 186H234V190H235V187H237ZM177 187H178V184H177ZM211 187L213 188L214 186H211ZM230 187H232V184L230 185ZM262 187L264 188V186H262ZM187 189H190V188H187ZM217 189H218V186H217ZM239 189H240V187H239ZM252 189H254V188H252ZM4 190H5V184H4V182H0V193L3 194ZM202 190H203V188H202ZM202 190H201V192H202ZM83 191H85V190H83ZM120 191H121V189H120ZM214 191L216 192V189ZM214 191H211V193H213ZM221 191L222 190H220V192ZM250 191H251V189H250ZM124 193L123 194L121 193L120 196L121 195L123 196ZM189 193H188V195H189ZM207 193H209V192H207ZM171 195H173V194H171ZM103 196L104 195L102 194V197ZM198 196H199V194H198ZM139 197H138V199H139ZM192 197H195V196H192ZM118 198L119 197H117V199ZM210 198H212V197H210ZM204 199H206V198H204ZM202 200H201V202H202ZM210 201L212 202V200H210ZM220 201H222V200H220ZM227 201H229V200L227 199ZM196 202H198V201H196ZM209 202H207V203H209ZM199 204H201V203H199ZM199 204L197 203V205H195V204L194 205L198 206ZM214 204H215V202H214ZM91 205H93V204H91ZM136 205H138V204H136ZM201 205H203V204H201ZM195 206H193V207L195 208ZM206 206L208 207V204ZM220 206H221V204H220ZM100 207H101V205H100ZM123 207H126V206H123ZM131 207H133V206H131ZM207 207H206V209H207ZM226 207L230 208L228 206H226ZM135 208H137V207H135ZM201 208L204 209L203 206H201ZM214 209L217 210V207ZM127 210H129V209H127ZM195 210H197V209L195 208ZM199 210H200V208L198 209V211ZM107 211H110V210H107ZM228 211H229V209H228ZM201 212L203 213V211H201ZM211 212H214V211H211ZM195 213H196V211H195ZM215 213H217V212H215ZM189 214H188V216L191 217V214L190 215ZM208 215H209V213H208ZM188 216L187 215H186V217L183 216L184 217L183 219L186 218L185 220H187ZM198 216H196V217H198ZM212 216L213 215H211L209 217L212 218ZM9 217H10V215H9ZM192 217L190 219L188 218L189 219L188 221H191ZM196 219H198V218H196ZM145 220H149V221L151 220L149 223H151L152 220L159 221V220H156L154 218L149 219V217H147ZM209 220H205V221L208 222ZM219 220H221V219H219ZM171 221H173V220L171 219ZM143 222H145V221H143ZM146 222L148 223V221H146ZM163 222H168V221H167V219L164 218V220H162L161 223H163ZM184 223H185V221H184ZM210 223H211V221L209 222V224ZM151 224H153V222ZM114 225H116V224H114ZM207 225H208V223H207ZM129 226H131V225H129ZM125 227H127V226H125ZM160 228L158 227V229H160ZM21 229H23V228H21ZM125 230H127V229H125ZM132 230L134 231L135 229H132ZM1 231L2 230H0V232ZM128 231H130V230H128ZM171 232H173V231H171ZM114 233H117V232H114ZM142 233H143V231H142ZM162 233L163 232H161V234ZM82 234H83V232H82ZM124 234H126V233H124ZM201 234L202 233L200 232V235ZM71 236H72V232H71ZM261 236H262V234H261ZM252 237H253V235H252ZM152 238L156 239L154 237H151V240H152ZM197 239H195V240H197ZM220 239H222V238H220ZM260 239H264V237L260 238ZM109 240H110V238H109ZM129 242L128 243L125 242V243L129 244ZM257 242H259V241H257ZM260 243L261 242L257 243V245L259 244V246L261 245V247H255V249L257 248L255 251H258V252L264 251V248H263L264 246L262 247V245H264V244H260ZM115 244H117L116 241H115ZM219 244H220V242H219ZM118 245H116V246L118 247ZM55 246H57V245H55ZM109 249H111V246ZM27 250L29 251V249H27ZM124 251H125V249H124ZM126 251L128 252V250H126ZM146 251H149V250H146ZM24 252H25V250H24ZM217 253H216V255H217ZM223 253H224V251H223ZM252 253H255V252L253 251ZM19 254H18V256L15 255V257L16 256L19 257ZM38 255H40V254H38ZM219 255H220V253H219ZM261 255H262V253H261ZM13 256H11V257H13ZM227 256H229V254ZM83 257H85V256H83ZM90 257H92V256H90ZM9 259H10V257H9ZM168 259H170V258H168ZM220 259H221V257H220ZM2 260H5V259H1L0 262H3ZM50 260L52 261L53 259H50ZM64 260H66V259H64ZM105 260H103V261H105ZM7 262L4 264H7ZM12 263H15V262L14 261L12 262V260H11L10 264H12ZM76 263H77V261H76ZM212 263H214V262L212 261ZM109 264H111V261ZM170 264H171V262H170ZM173 264H175V263H173ZM209 264H211V263H209Z\"/></svg>", "mask_w": 264, "mask_h": 264}]
</instances>
